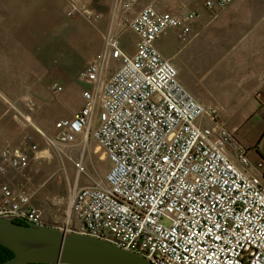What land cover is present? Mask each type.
Masks as SVG:
<instances>
[{"label": "built area", "instance_id": "2783aa9c", "mask_svg": "<svg viewBox=\"0 0 264 264\" xmlns=\"http://www.w3.org/2000/svg\"><path fill=\"white\" fill-rule=\"evenodd\" d=\"M216 1L228 0L202 7L213 10ZM117 2L113 30L78 77L86 85L80 108L54 122L45 149L0 151V216L102 239L151 264H264V162L250 158L217 107L198 102L155 47L167 30L189 42L198 13ZM121 28L137 38L132 55L120 48ZM62 90L54 85L55 95ZM78 139L104 150L102 181L75 182L64 195L46 191L60 171L41 175L46 156ZM73 163L76 177L85 172Z\"/></svg>", "mask_w": 264, "mask_h": 264}, {"label": "crops", "instance_id": "0c3cea01", "mask_svg": "<svg viewBox=\"0 0 264 264\" xmlns=\"http://www.w3.org/2000/svg\"><path fill=\"white\" fill-rule=\"evenodd\" d=\"M64 1L0 0V151L5 147L21 150L30 144H36L39 149L46 148L44 135L52 133L54 124L52 122L72 117L81 106L80 94L86 85L76 80L79 86V101L76 104L68 99L66 93L64 94L65 86L73 80L75 71L74 52L71 44L64 43V50L56 51L49 47V35L43 40L44 46L41 44V39H36L31 35L35 31L32 25L39 23L30 20L32 10L34 13L36 10L39 11V16L42 18L39 24L49 26L56 22H63ZM218 8L216 6L210 11L199 9L197 33L186 44L179 43L172 30H167L155 42L158 51L164 57L171 59L174 65L176 64L174 59L179 55L180 64L192 73L195 80H210L212 84H203L205 88H216L213 84L215 78L208 76L209 71H205V76H198L196 74L197 66L201 62L204 64L209 62L203 58L205 31L210 24V19L212 20L216 16L215 10ZM258 27L259 24L255 23L239 39L244 47V63L248 67L246 70L252 74L248 85L251 89L248 101L252 104L256 103L252 98L256 91H260L259 97L264 99V43L261 33L255 32ZM96 28L99 30L100 36L105 31L98 25ZM47 30H50L49 27L45 28V31ZM128 30L131 34L125 33L120 37V48L125 54L132 55L136 48L137 38L135 40V34L130 29ZM101 44L102 42H100L99 51L102 49ZM96 55V53L88 55L91 58L86 62ZM110 63L113 69L119 65L116 60ZM179 81L181 82V79ZM55 84L63 87L62 92L57 96L53 92ZM181 84L185 87L183 82ZM185 89L187 90L186 87ZM189 93L191 94V92ZM236 98L238 99V97ZM243 99L232 102L242 104L244 103ZM212 100L210 102L212 104L225 103L216 97H213ZM201 104L205 106L203 103ZM58 108L61 110L60 114H58ZM259 109L261 108L257 106L250 112L241 111L229 119L223 120V124L228 130H235L239 139L241 137L240 140L242 138L249 140L247 146H249L252 160L257 159L264 162V153L259 149V144L264 137V121ZM42 110L48 111L46 114L49 120L48 127L42 125ZM16 113L21 117L24 116L26 122L21 120ZM87 154V157L91 159L96 157L91 151ZM42 168V176L53 172V169L47 164L43 163ZM37 180L40 179L37 178ZM45 190L53 193L47 186ZM34 204L38 207L43 205L41 200L35 201Z\"/></svg>", "mask_w": 264, "mask_h": 264}, {"label": "rangeland", "instance_id": "374dc122", "mask_svg": "<svg viewBox=\"0 0 264 264\" xmlns=\"http://www.w3.org/2000/svg\"><path fill=\"white\" fill-rule=\"evenodd\" d=\"M64 2L63 22H56L49 26L39 24L42 20L39 11L36 10L34 13L32 10L30 20L39 23L32 25L35 31L31 35L36 39H41L42 46L45 45L43 40L49 35V47L56 51H63L64 43L71 44L74 52L75 71L73 80L65 86L64 94L66 93L68 99L76 104L79 101V86L76 80L82 74L85 62L91 58L88 55L99 54L101 52L99 51L100 42L103 44V37L113 30L118 2L117 0H65ZM137 2L140 5L152 4L158 11L174 13L194 10L199 15V9L205 10L202 7L203 0H137ZM215 3V7L219 8L215 10L214 18H212L213 15L210 16L212 20L210 19V24L205 31V48H203V58L209 62L206 64L201 62L197 66L196 74L205 76V71H209L208 76L215 78L213 84L216 88L203 87V84L209 85L212 82L208 79L195 80L192 73L180 64L179 55H177L174 60L179 80L181 79L187 90L205 107H217L222 122L241 111L250 112L257 106L261 108L259 112L264 121V99L259 97L260 91H256L252 96L255 104L248 101V95L251 92L248 85L252 74L246 70L248 67L244 63V47L243 43L239 42L247 30L258 23L259 27L255 32L261 33L264 43V0H228L225 5H220L217 1ZM90 13L97 14L98 18L94 19L89 15ZM96 25L105 29L101 36ZM46 27H49L50 30L45 31ZM119 30H121V34H131L128 28ZM27 34L30 33L27 32ZM110 64L109 62V70L112 69ZM43 94L45 95L44 90ZM213 97L220 98L225 103L212 104L210 102L213 101ZM239 99H243L244 103L232 102ZM60 112L61 110L58 108V114ZM47 113L48 111L42 110V125L45 127L49 125ZM16 115L26 122L24 116L21 117L18 113ZM241 141L244 147L249 148L247 146L249 140L242 138ZM259 149L264 153V137L259 144ZM90 151L96 155L95 159L87 157V153ZM49 159L44 164L50 166L53 172L58 169L60 171L47 183V187L53 191V194L58 195L67 194L75 182L78 183V187H81L94 181H102L104 174L109 169V162L104 150L92 139H88L86 142L78 139L72 145L59 147ZM76 161H81L85 170L78 177H76L73 163Z\"/></svg>", "mask_w": 264, "mask_h": 264}, {"label": "water", "instance_id": "95a60500", "mask_svg": "<svg viewBox=\"0 0 264 264\" xmlns=\"http://www.w3.org/2000/svg\"><path fill=\"white\" fill-rule=\"evenodd\" d=\"M0 245L13 254L1 264H151L102 239L65 233L15 215L0 216Z\"/></svg>", "mask_w": 264, "mask_h": 264}, {"label": "trees", "instance_id": "16d2710c", "mask_svg": "<svg viewBox=\"0 0 264 264\" xmlns=\"http://www.w3.org/2000/svg\"><path fill=\"white\" fill-rule=\"evenodd\" d=\"M19 224H25L22 221H16ZM13 256L12 252L9 251L7 248L3 247L2 245H0V264L6 260H8L9 258H11Z\"/></svg>", "mask_w": 264, "mask_h": 264}, {"label": "bare ground", "instance_id": "6f19581e", "mask_svg": "<svg viewBox=\"0 0 264 264\" xmlns=\"http://www.w3.org/2000/svg\"><path fill=\"white\" fill-rule=\"evenodd\" d=\"M46 157H47L48 159L51 158L50 155H48V156H46ZM49 160H50V159H49ZM57 171H58V170H56V171H54V172H57ZM54 172H52V173H54ZM52 173H51V174H52ZM49 175H50V174H49Z\"/></svg>", "mask_w": 264, "mask_h": 264}]
</instances>
